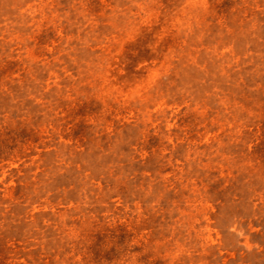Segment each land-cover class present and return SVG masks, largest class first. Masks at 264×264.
I'll use <instances>...</instances> for the list:
<instances>
[{
    "label": "rangeland",
    "instance_id": "obj_1",
    "mask_svg": "<svg viewBox=\"0 0 264 264\" xmlns=\"http://www.w3.org/2000/svg\"><path fill=\"white\" fill-rule=\"evenodd\" d=\"M0 264H264V0H0Z\"/></svg>",
    "mask_w": 264,
    "mask_h": 264
}]
</instances>
